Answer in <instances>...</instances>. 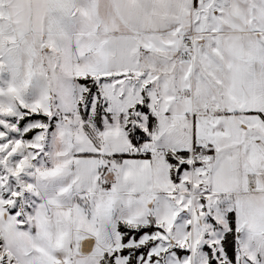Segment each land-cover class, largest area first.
Segmentation results:
<instances>
[{
	"label": "snow or ice",
	"instance_id": "snow-or-ice-1",
	"mask_svg": "<svg viewBox=\"0 0 264 264\" xmlns=\"http://www.w3.org/2000/svg\"><path fill=\"white\" fill-rule=\"evenodd\" d=\"M0 264H264V0H0Z\"/></svg>",
	"mask_w": 264,
	"mask_h": 264
}]
</instances>
